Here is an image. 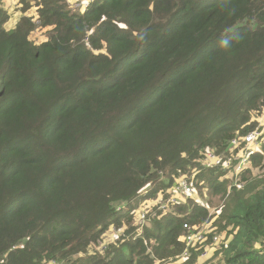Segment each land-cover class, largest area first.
<instances>
[{"label":"trees","instance_id":"16d2710c","mask_svg":"<svg viewBox=\"0 0 264 264\" xmlns=\"http://www.w3.org/2000/svg\"><path fill=\"white\" fill-rule=\"evenodd\" d=\"M19 1L37 20L0 7V264H161L194 227L180 264H264V126L242 185L204 162L258 124L264 0Z\"/></svg>","mask_w":264,"mask_h":264},{"label":"built area","instance_id":"2783aa9c","mask_svg":"<svg viewBox=\"0 0 264 264\" xmlns=\"http://www.w3.org/2000/svg\"><path fill=\"white\" fill-rule=\"evenodd\" d=\"M30 1H33V0H30ZM257 122H258L257 126H255L252 130H250L244 136L239 137V139H237L236 137L230 140L229 144H231L232 147L229 145L230 146L229 154L226 158L219 157L213 151H210V150L206 151L204 162L207 163L208 165H211L214 167H221L222 169H224L226 172L223 177L230 180L232 185L239 184V179L241 178V174L250 165L251 156L254 155L255 152L259 151L260 149V144H261L260 127L264 126V116ZM173 192L174 194L172 195V198H170L171 202H175L176 199H180L182 197V194L184 193H187L190 195L193 194L191 186L187 184L186 179H184L183 177L178 178L177 181L174 183ZM161 198H162V194L159 197L158 199L159 201L156 202V204L160 203ZM165 206L166 204H160L159 208L164 209ZM150 207L151 206L147 207V211ZM141 208L137 211V214L138 216H140V219H144L145 213L144 212L140 213ZM183 228H188V223H184ZM116 229L117 228L111 226V230H116ZM111 232L115 234L114 231H111ZM206 233L207 231L204 230V228L194 227L190 235H183L180 238V240H182L186 244L185 249L180 254L173 255V258L167 261H162L161 264L163 263L164 264H180L183 259L188 257V247L190 246L193 247L196 244L204 243L207 240ZM213 241H217V237H214ZM210 257H211V249L206 248L199 254L195 262L189 263V264H216V261H213V259L217 260L219 258H222L223 255L218 254L212 259H210ZM158 263L159 261L155 262V264H158Z\"/></svg>","mask_w":264,"mask_h":264},{"label":"rangeland","instance_id":"374dc122","mask_svg":"<svg viewBox=\"0 0 264 264\" xmlns=\"http://www.w3.org/2000/svg\"><path fill=\"white\" fill-rule=\"evenodd\" d=\"M39 1V0H38ZM67 1V3L70 5V6H72V7H74V10H77V9H75V8H82L83 6H84V2H85V0H66ZM66 3V2H65ZM66 3V4H67ZM32 4L33 5H35L34 4V2H32ZM20 5H21V9H22V7H23V5H22V3L20 2ZM30 4L28 5V6H25V8H26V10H27V14H29V16H34V14L36 15L37 14V10H36V13H32L33 15H30V13H31V10H30ZM36 7V6H35ZM35 20H37V19H35ZM9 21V24H7V25H4V27L6 28V29H9L10 27H11V25H10V23H11V20L9 19L8 20ZM49 28H51V27H45V28H40V27H36L30 34V36H29V38H31L32 40H34V41H39L40 40V38H43V39H46V36H47V30L46 29H49ZM11 29V28H10ZM264 116V105L262 106V109L260 110V112H259V114L254 118V120H256V121H258V120H260L262 117ZM237 139H239V136H237ZM231 147H232V145L231 144H229ZM262 148V147H261ZM260 150V149H259ZM213 151V150H212ZM228 151V150H227ZM214 152V151H213ZM262 156V158H261V160L259 161V162H257V165H254V167L253 166H251V168H250V170H249V173H248V175H250V176H254V177H263L264 176V152H263V154L261 155ZM239 185H242V183L240 182L239 183ZM230 187V186H229ZM228 187V188H229ZM228 192L229 191H227V193H226V196L228 195ZM203 193H205V191L203 192ZM193 195V194H192ZM160 196H161V194H160ZM160 196H157L156 198H155V196H153V197H151V198H149L148 200H147V204H146V206L145 207H142L141 208V210H140V213L141 212H144L145 213V216H144V219L146 218V214H147V207H149V206H151V207H153V206H155L156 205V202H158L159 200V197ZM206 194H204L203 196H198L202 201H206ZM217 207H211L210 208V210H215ZM151 213V212H150ZM136 219H137V216L135 217V220L134 221H136ZM140 221V220H139ZM147 221V220H146ZM143 222H140V225H137V228H138V230L137 231H141V229H142V227H141V224H142ZM148 223H150L149 221H148ZM147 223V224H148ZM203 231V230H202ZM115 237H117V235L116 234H114L113 232H111V231H107L106 232V239H115ZM256 247H259V245H256ZM220 255V254H219ZM213 261H216V259H213ZM164 264V263H163Z\"/></svg>","mask_w":264,"mask_h":264},{"label":"crops","instance_id":"0c3cea01","mask_svg":"<svg viewBox=\"0 0 264 264\" xmlns=\"http://www.w3.org/2000/svg\"><path fill=\"white\" fill-rule=\"evenodd\" d=\"M0 7H3L7 11L8 15H9L8 16L9 17L8 20L9 19L11 20V23H10L11 27L10 28H14V26H15L16 22L18 21V19L20 18V16L29 15V14H27V10H25L24 12L22 11L19 0H0ZM29 8L31 10L30 15H33L32 13H36L35 5L32 4V5H30ZM32 18L34 20L37 19V14L36 15L34 14V16H32ZM8 20L5 22L4 25L9 24ZM41 40H44V39L40 38L39 41H41ZM39 41H36V42H39ZM261 145H262V142L260 144V149H261Z\"/></svg>","mask_w":264,"mask_h":264}]
</instances>
